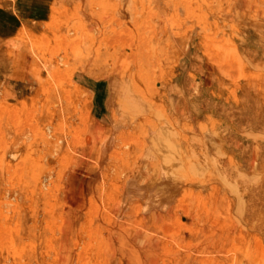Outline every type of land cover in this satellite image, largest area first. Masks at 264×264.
Masks as SVG:
<instances>
[{"label":"rangeland","instance_id":"rangeland-1","mask_svg":"<svg viewBox=\"0 0 264 264\" xmlns=\"http://www.w3.org/2000/svg\"><path fill=\"white\" fill-rule=\"evenodd\" d=\"M0 264H264V0H0Z\"/></svg>","mask_w":264,"mask_h":264}]
</instances>
